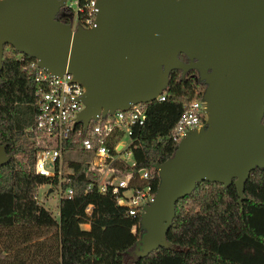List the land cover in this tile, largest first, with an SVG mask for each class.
I'll use <instances>...</instances> for the list:
<instances>
[{
  "label": "water",
  "instance_id": "obj_1",
  "mask_svg": "<svg viewBox=\"0 0 264 264\" xmlns=\"http://www.w3.org/2000/svg\"><path fill=\"white\" fill-rule=\"evenodd\" d=\"M64 1L0 0V69L11 45L53 74L70 72L85 88L74 125L155 100L174 68H195L206 83L205 123L155 164L138 253L168 244L175 203L199 181L233 182L241 202L250 172L264 167V0H98L95 25L73 31L57 18ZM9 158L0 143V166Z\"/></svg>",
  "mask_w": 264,
  "mask_h": 264
},
{
  "label": "trees",
  "instance_id": "obj_2",
  "mask_svg": "<svg viewBox=\"0 0 264 264\" xmlns=\"http://www.w3.org/2000/svg\"><path fill=\"white\" fill-rule=\"evenodd\" d=\"M57 18L69 20L64 7ZM9 46L11 52L4 53L0 69V143L10 154L0 166V264H264V167L250 172L241 202L233 182L228 186L197 182L190 194L175 203L166 232L168 244L147 254L137 251L143 232L141 216L125 213L110 190L85 191L90 182L85 157L66 164L72 172L66 174L65 185H71L73 194L60 199L57 220L34 196L35 184L47 181L32 170L33 150L24 131L34 113L35 85L21 70L19 51ZM179 57L187 60L184 53ZM205 86L195 68L172 69L165 99L147 102L145 121L134 129L135 165L114 164L122 171L151 168L155 190V164L175 150L177 142L169 132L182 104L202 97ZM88 203L93 205L90 218L84 212ZM88 219V228L82 227Z\"/></svg>",
  "mask_w": 264,
  "mask_h": 264
},
{
  "label": "built area",
  "instance_id": "obj_3",
  "mask_svg": "<svg viewBox=\"0 0 264 264\" xmlns=\"http://www.w3.org/2000/svg\"><path fill=\"white\" fill-rule=\"evenodd\" d=\"M98 0H65L62 7L69 16L72 31L78 26L89 28L95 25ZM22 61L21 70L30 77L35 85L31 105L34 113L31 122L24 128L33 150L32 170L45 176L47 181L36 183L35 198L39 203L38 187H47L43 196L55 194L58 199L71 197L73 188L65 185L67 173L64 153L79 150L87 162L86 176L90 180L85 191L96 187L99 192L110 190L116 203L123 206L125 213L136 216L144 210V205L154 199L152 186L153 170L147 167L136 171H122L115 162L134 166L131 145L136 140L134 129L141 126L146 118V103H131L126 109H115L104 116L98 114L91 119L87 128L74 125L78 111L84 106L81 97L84 86L74 80L72 74L64 71L53 74L40 65L37 58L22 52L17 54ZM161 91L155 100L165 99ZM205 102L202 97H194L182 104V110L171 128L170 137L178 142L186 133L205 123ZM79 124V123H78ZM54 192V193H52ZM92 203L86 204L87 218L92 215ZM89 225V219L83 222ZM135 231V225L132 226Z\"/></svg>",
  "mask_w": 264,
  "mask_h": 264
},
{
  "label": "rangeland",
  "instance_id": "obj_4",
  "mask_svg": "<svg viewBox=\"0 0 264 264\" xmlns=\"http://www.w3.org/2000/svg\"><path fill=\"white\" fill-rule=\"evenodd\" d=\"M10 52H11L10 46L5 45L3 55H4V53H10ZM17 156L22 157V153L17 154ZM82 157H85V155L82 154V152L79 150L65 151V153H64L65 168L68 169L66 164L69 160H79ZM46 187H47V185H45V184L38 187V194L40 197L39 198V200H40L39 204H41L42 206H44L48 210H50V212H52L53 216L58 220V217H59L58 199H57L55 194H51V196H43V192H44ZM52 193H54V192H52ZM82 227L87 228V225L82 224Z\"/></svg>",
  "mask_w": 264,
  "mask_h": 264
},
{
  "label": "crops",
  "instance_id": "obj_5",
  "mask_svg": "<svg viewBox=\"0 0 264 264\" xmlns=\"http://www.w3.org/2000/svg\"><path fill=\"white\" fill-rule=\"evenodd\" d=\"M83 224V223H82ZM85 225V224H84ZM89 225H87V228H88Z\"/></svg>",
  "mask_w": 264,
  "mask_h": 264
},
{
  "label": "flooded vegetation",
  "instance_id": "obj_6",
  "mask_svg": "<svg viewBox=\"0 0 264 264\" xmlns=\"http://www.w3.org/2000/svg\"><path fill=\"white\" fill-rule=\"evenodd\" d=\"M186 61V60H185Z\"/></svg>",
  "mask_w": 264,
  "mask_h": 264
}]
</instances>
